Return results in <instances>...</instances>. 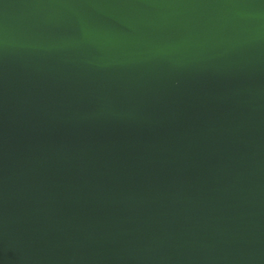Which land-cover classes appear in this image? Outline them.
<instances>
[{
	"label": "water",
	"instance_id": "95a60500",
	"mask_svg": "<svg viewBox=\"0 0 264 264\" xmlns=\"http://www.w3.org/2000/svg\"><path fill=\"white\" fill-rule=\"evenodd\" d=\"M0 264H264V0H0Z\"/></svg>",
	"mask_w": 264,
	"mask_h": 264
}]
</instances>
